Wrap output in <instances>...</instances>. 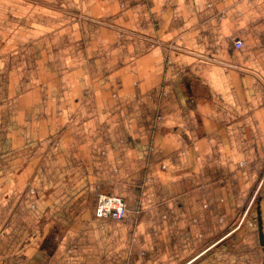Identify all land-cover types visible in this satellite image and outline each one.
<instances>
[{
    "label": "crops",
    "instance_id": "1",
    "mask_svg": "<svg viewBox=\"0 0 264 264\" xmlns=\"http://www.w3.org/2000/svg\"><path fill=\"white\" fill-rule=\"evenodd\" d=\"M263 174L264 0H0V264H263Z\"/></svg>",
    "mask_w": 264,
    "mask_h": 264
},
{
    "label": "built area",
    "instance_id": "2",
    "mask_svg": "<svg viewBox=\"0 0 264 264\" xmlns=\"http://www.w3.org/2000/svg\"><path fill=\"white\" fill-rule=\"evenodd\" d=\"M241 42H234L235 48H240ZM160 117L157 116L156 120ZM127 212V207L125 202L116 196L109 194H99L96 200L95 207V217L101 219H112V220H123L125 213Z\"/></svg>",
    "mask_w": 264,
    "mask_h": 264
},
{
    "label": "water",
    "instance_id": "3",
    "mask_svg": "<svg viewBox=\"0 0 264 264\" xmlns=\"http://www.w3.org/2000/svg\"><path fill=\"white\" fill-rule=\"evenodd\" d=\"M263 187H264V175H263ZM262 203H264V200L260 197L256 202V224H257L259 245L262 248V251L264 252V207L262 208Z\"/></svg>",
    "mask_w": 264,
    "mask_h": 264
},
{
    "label": "rangeland",
    "instance_id": "4",
    "mask_svg": "<svg viewBox=\"0 0 264 264\" xmlns=\"http://www.w3.org/2000/svg\"><path fill=\"white\" fill-rule=\"evenodd\" d=\"M264 175V174H263ZM260 185H261V187H260V192L258 193V194H260L259 196L264 200V187H263V176L261 177V180H260ZM264 203H262V208L264 207V205H263ZM248 217H251V220H249V224L251 225V226H254V227H257V224H256V201H254V205H253V207H252V209H251V211H250V213L247 215ZM252 218H253V220H252ZM255 218V219H254ZM253 221V222H252Z\"/></svg>",
    "mask_w": 264,
    "mask_h": 264
},
{
    "label": "flooded vegetation",
    "instance_id": "5",
    "mask_svg": "<svg viewBox=\"0 0 264 264\" xmlns=\"http://www.w3.org/2000/svg\"><path fill=\"white\" fill-rule=\"evenodd\" d=\"M259 198H260V196H259V195H257V198H256V200H255V201L257 202ZM263 264H264V262H263Z\"/></svg>",
    "mask_w": 264,
    "mask_h": 264
}]
</instances>
